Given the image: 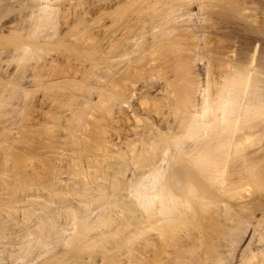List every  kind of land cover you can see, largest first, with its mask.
I'll return each instance as SVG.
<instances>
[{"label": "bare ground", "instance_id": "bare-ground-1", "mask_svg": "<svg viewBox=\"0 0 264 264\" xmlns=\"http://www.w3.org/2000/svg\"><path fill=\"white\" fill-rule=\"evenodd\" d=\"M82 1L0 0V264H264V0Z\"/></svg>", "mask_w": 264, "mask_h": 264}, {"label": "rangeland", "instance_id": "rangeland-1", "mask_svg": "<svg viewBox=\"0 0 264 264\" xmlns=\"http://www.w3.org/2000/svg\"><path fill=\"white\" fill-rule=\"evenodd\" d=\"M87 2V0L84 2V0L81 2V4H83V3H86ZM84 5V4H83ZM7 18H10V15H7L6 17H3V18H1L0 19V23L2 22L3 23V21L2 20H5V21H7V20H9V19H7ZM7 19V20H6ZM4 21V22H5ZM5 45L4 44H0V47H4ZM29 95V92H28V94H27V97H32V95H30V96H28ZM28 98V100H29V102L30 103H28V105L26 104L25 105V103H27L28 101H26L25 103H24V107H23V111H22V117L20 116V118H23V119H21V122H20V120H19V122H20V124H17L18 126L16 127L17 128V130L15 129V134L13 133V135H15L16 137H14L13 135V137L15 138V139H11V140H15L16 142H17V144H19L18 146H17V144H16V142H15V144H14V146H13V144L12 145H10L11 143H12V141L10 140V146H13V148L12 147H10V148H12L13 150L12 151H10L9 150V153L11 152V154H10V158L8 159V164H10L11 163V166L10 167H12V165H13V167L11 168V169H13L14 170V168H16L15 170L18 172V174L19 175H23V176H29L30 178H35L36 177V179L38 178V179H40V180H45L46 181V179H47V177H48V172H49V167L50 166H41V161L40 160H42V159H37V158H35L34 156H33V154H32V151H31V148H32V140H31V135H29L30 133H31V122H30V120H31V116L33 115L32 113H33V108H32V100L31 99H29ZM31 104V105H30ZM27 108V109H26ZM31 111H32V113H31ZM25 115V116H24ZM29 115V118L27 117ZM25 117V118H24ZM19 118V119H20ZM22 120H24V121H22ZM18 122V123H19ZM23 122V123H22ZM29 122V123H28ZM132 122V121H131ZM26 123V124H25ZM132 123H136V122H132ZM132 123H130L131 125H132ZM22 124V125H21ZM127 124H129V122L127 123ZM136 124H134L133 126H135ZM139 125H140V123H139ZM127 126H129V125H126V127L125 128H128ZM131 127V126H130ZM129 127V129H131ZM136 127V126H135ZM135 127H133V128H135ZM137 127H138V123H137ZM23 129H25V131H23ZM112 131H110L109 133L110 134H113V136H114V132L113 133H111ZM18 135V136H17ZM19 140V141H18ZM13 142V143H14ZM31 143V144H30ZM27 144V145H26ZM31 145V146H30ZM28 146V147H27ZM13 155H15V156H13ZM27 157V158H26ZM29 157V158H28ZM13 160L12 162L11 161H9V160ZM29 160V161H28ZM30 160L31 161H35L34 163L33 162H30ZM15 161V162H14ZM39 161H40V163H39ZM29 162V163H28ZM34 164V165H33ZM36 164H39V165H36ZM30 165V166H29ZM35 168V169H34ZM41 168H42V170H41ZM45 171H44V170ZM14 170V172L15 173H17L16 171ZM19 170V171H18ZM39 171V172H38ZM42 174H41V173ZM47 173V174H45V173ZM31 174V175H30ZM66 176H64V178H65ZM42 178V179H41Z\"/></svg>", "mask_w": 264, "mask_h": 264}]
</instances>
